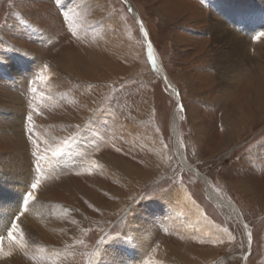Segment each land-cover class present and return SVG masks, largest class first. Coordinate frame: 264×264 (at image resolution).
I'll list each match as a JSON object with an SVG mask.
<instances>
[{
    "label": "rangeland",
    "instance_id": "rangeland-1",
    "mask_svg": "<svg viewBox=\"0 0 264 264\" xmlns=\"http://www.w3.org/2000/svg\"><path fill=\"white\" fill-rule=\"evenodd\" d=\"M129 1L180 95L152 65L125 0H0V181L12 182L19 167L29 170L32 182L16 189L49 186L44 195L57 207L61 228L52 238L39 235L30 252L4 242L3 252L20 259L14 264H107L100 261L103 251L126 242L121 259L130 264L129 228L137 230L136 221L146 216L153 232L138 264L154 258V264H184L179 258L195 264L192 249L212 254L197 264H264V68L244 75L250 80L241 78L242 84L221 76L226 64L216 51L225 54L223 45H232L209 30L213 18L226 22L217 0ZM240 34L239 61L250 36ZM11 104L22 111L19 135L10 126ZM177 109L184 159L207 182L176 152ZM25 112L32 116L26 129ZM37 180L40 187L32 189ZM207 185L234 203L239 217L215 201ZM109 190L123 191L125 205L108 215L92 203L118 205ZM21 210L12 219L17 224ZM87 214L97 221L91 230ZM80 225L84 232L70 242L71 229ZM0 234L7 242V233Z\"/></svg>",
    "mask_w": 264,
    "mask_h": 264
},
{
    "label": "bare ground",
    "instance_id": "bare-ground-1",
    "mask_svg": "<svg viewBox=\"0 0 264 264\" xmlns=\"http://www.w3.org/2000/svg\"><path fill=\"white\" fill-rule=\"evenodd\" d=\"M216 4H217L216 7L222 11V14L220 11L216 10L214 12V16L217 15L216 17H218L221 14V17L226 22H223L222 20L217 19V18H213V21L211 22V26H210L209 30H212V33H213V36L215 39L218 38V39H221L222 41H227L232 45V47H230V49H225L226 47L223 45L224 50L226 51L225 54L223 52H221V50L216 51L217 52V58L223 60V63H225L227 65V66L224 65L223 67H221V69H220L221 76L224 77L225 75L226 76L228 75L229 77H231L232 79H229V82L232 84V82L239 81L241 78H242L241 79L242 81L248 79V78L244 79V77H245L244 75H246L247 73L250 74L253 70H257L256 72H262L261 70H262V68H264V63H262V61H263L262 57H264L263 56L264 55V35L258 39H256V37H257V32L259 30H261L262 28H264V0H217ZM129 5H130L131 10L137 15L138 11L132 6L131 3ZM228 6H231V9ZM143 24L146 27V24L144 21H143ZM227 25L229 26L228 28H229L231 34L225 33L227 28H224V26H227ZM41 29H42V27H41ZM251 29H255V31H251L252 34L249 33V31ZM146 30H147L146 37L148 38L149 32H148L147 27H146ZM235 31H238V32L242 31L245 36L250 34V36L248 35L249 37L246 36V38H248L249 42H247V44L245 43L246 45L244 44L245 46H243L245 48V50H247L246 55L241 54L242 57H241L240 61H239V59L236 58L237 54H239L238 53V51H239L238 47L241 46V45H239V43L237 44V42L240 39L238 34H240V33H235ZM227 32H228V30H227ZM42 33H47V32L43 31ZM243 33H241V34H243ZM254 33H255V35L253 38ZM241 39H243V38H241ZM260 39L262 42L259 41ZM244 40H246V39H244ZM146 42H147V44L150 43L149 39ZM153 54H154V52H153ZM37 58L38 57H36L34 60L36 61ZM159 63L157 62L156 66H155L156 71L163 77V79L172 88V90L177 95H180V91H179L178 87L171 80V78L167 76V74L165 73V71L163 70V68L161 67V65ZM59 66H61V65H59ZM241 80L239 83L242 84ZM248 80H250V78ZM11 96H12V94H11ZM7 107H8L7 109L9 110L8 116L12 117V119L10 120V122H11L10 126L13 129L12 131L17 132V135H19L20 132L18 129H20L22 127V123H21V121H22L21 120L22 119V113L21 112L22 111L19 108H16L14 106V104H11L10 106H7ZM179 120H180L179 116H178L177 112H175L174 122H173V134H174V137L176 138V140H175L176 152L179 155L180 160L184 164L185 167H187L188 169H191L194 172H196L197 174H199V176L205 182H207L208 178L205 175H203L202 173H200L196 168H194V167L192 168L191 166H189L184 159V156L182 154L183 153L182 149H181V147L177 141L178 136H179V131H180ZM21 141H23V140L21 139ZM103 164L104 165L106 164L108 166H112V168L113 167L115 168V166L112 165L110 162H109V164L107 162H105ZM18 169H19V172L12 174L13 177H11L12 178L11 180L13 183L8 182V184H6V183L4 184V181H2V182L0 181V233H2L3 231L5 233H8V230L11 227L12 222H13L12 219H13L14 215L17 213L16 211H18V209L19 210L23 209L25 212L21 217H19V221H18L20 228L16 232L17 240L16 241H9L8 236L6 235V238L8 239V241L5 242L3 240V242H4V244H6V246H8V244H10V243L11 244H14V243L17 244L20 247L19 252L24 253L25 251L30 252L31 249L34 248V246L31 247L32 242L35 239L40 240L39 235H44L46 237L52 238L58 232L60 233L59 230L61 228H60V223L58 222L59 217L58 218H56L57 216L55 217V214L57 212V207L55 206V204H53V202H52L53 200L51 199L50 196L47 197L46 195H44V190L49 186H47V185H43L42 187L38 186L40 188L37 187L38 189L35 192H33L36 199L33 200V202H32V200H28V197L26 195L29 192L28 187L24 188V185L21 184L23 186V188L18 190V189H16L17 187L15 185H18V183L19 184L20 183H26V181L31 183L32 181H30V180L28 181V179L29 178L32 179V178L30 177L29 170H27L25 168L22 169V167H19ZM103 172H104V170H103ZM117 173L121 174L120 172H117ZM102 174H104V173H102ZM116 178H119V177L116 175ZM5 182H6V180H5ZM29 183H27L28 186H29ZM101 186L102 187L100 189L102 191L104 190V192H105L106 187L103 184ZM207 186H208L207 187L208 193L210 194V196L215 201L224 205L226 208H228L230 211H232L233 214H236L239 217V215H240L239 210H237V207L234 203L222 198L211 186H209V185H207ZM107 192L110 194V196H114V197L116 196V198H118L120 203L118 205L115 204L113 206H111V204H109L110 205V208H109L108 204H107L108 206H106L105 202H103L102 200L97 201V198H94L95 200L93 199V202H95L97 204L92 203V205H93L92 208H96L95 209L96 211L100 210L101 213L107 212L108 215L113 214L115 210H122V209L124 210L123 205H125V203L122 200L123 191L121 192L118 190H109ZM9 193H10V197H9ZM42 197H46V199H44ZM26 200H28V202H27L26 210H25V201ZM99 202H102L103 204L99 203ZM76 213H78V212H76ZM138 214H139L138 216H140L141 213H138ZM93 215H95V214H93ZM143 215H145V214H143ZM87 216H88V218L86 220H88V222H90V225H88L87 223L85 224L84 222L83 223L86 225L87 229L90 227V230H91V224L95 223L97 221H95L93 218H91L92 215L87 214ZM100 216H102V215H100ZM145 217L140 216V219L138 218V221H136V223L134 222L137 226V230H133L132 227L129 228V234H130V239L132 241V243H131L132 247H131V253L129 256L126 257V259L131 260L130 264H132L134 261H136L137 264L143 262V259L141 258V257H143L142 256V250L146 248V247H144V244L146 243V241L148 242L147 237L149 235V232L150 231L153 232L152 230L148 229V226H147V222H148L147 219L148 218L146 217L147 219H145ZM67 219L71 221L70 223H72L74 217H73V215L71 217L68 216ZM83 225H80V227L78 229H76L75 227H73L71 229L73 231V235H74V233L76 234V237L72 236L71 238H68L70 242H73V243L78 242V240H79L78 237L80 236L81 232H84V229H85ZM66 226H68V225H66ZM245 226H246V224H245ZM140 227H142V229H144V230H141ZM246 228H247V226H246ZM1 236H3V235H1ZM70 236H68V237H70ZM120 237L121 238H119V241L127 238V235L124 234L123 236H120ZM21 244H23L24 246L22 247ZM124 244L127 245L126 242H124V243L120 242V244H118V245L114 244L117 246V248L111 247V252H108L109 249L103 251L102 256H104V257L100 258L101 263L107 262V264H124L122 259H121V255L123 254L121 252V247L124 246ZM114 245H112V246H114ZM159 248L161 250H163L161 247H159ZM139 251L141 252V255L138 253L139 254V256H138L137 252H139ZM208 251H209V249H208ZM5 253H7V252H5ZM189 253L191 256H194L197 258V260L194 262L195 264H197L199 261H201L203 259L208 260L210 257H212V254L210 252H206V251L203 252V251H199L196 249H192V251H190ZM42 255H43V253H42ZM145 255H147V254H145ZM171 255L173 256V253H171ZM164 256H165V253H164ZM18 257H19V255H18ZM160 257H163V251L160 252ZM15 258L16 257H14L12 255L11 256L0 255V264H6V263L14 264L17 259L20 261L19 258H16V259ZM39 258H40V256H39ZM179 259H181L184 264H191L190 259H185V258H179ZM154 260H155V258L151 259L150 262H148L147 264H154L155 263ZM134 264H136V263L134 262Z\"/></svg>",
    "mask_w": 264,
    "mask_h": 264
},
{
    "label": "snow or ice",
    "instance_id": "snow-or-ice-1",
    "mask_svg": "<svg viewBox=\"0 0 264 264\" xmlns=\"http://www.w3.org/2000/svg\"><path fill=\"white\" fill-rule=\"evenodd\" d=\"M57 2H59V0H57ZM65 17H67V13H65ZM141 27H143L142 24H141ZM145 35H147L146 32H145ZM259 35H264V32L260 33ZM147 53H148V58L151 60L152 65L155 67L157 62H156V59H155L154 54H153V46L151 43H148ZM179 107L181 110H183V104L182 103L179 105ZM26 121L29 125L31 124V122H32L31 114H26ZM27 131L30 133L31 128L29 127ZM71 142H72L71 137L67 140H64L61 148L57 149V152H54L53 155L58 154L59 151L63 150V148H66ZM33 143H35V142H33ZM36 167L39 168V161H37ZM39 183H40L39 180H37L35 183H32V185H31L32 189H36L39 186ZM27 197H28V200H35L36 199V197L34 196L32 191H29L27 193ZM28 200L25 201V210H26V205H27ZM23 214L24 213L21 212L20 216H22ZM17 219H19V216L17 217ZM19 228H20L19 224L15 223V222L12 223L11 227L8 230L9 241H16L17 240L16 232L19 230ZM3 240H4V237L0 236V254L11 256L12 255L11 250H9L7 253L3 252V248H2ZM21 246L23 247L24 245L21 244Z\"/></svg>",
    "mask_w": 264,
    "mask_h": 264
},
{
    "label": "water",
    "instance_id": "water-1",
    "mask_svg": "<svg viewBox=\"0 0 264 264\" xmlns=\"http://www.w3.org/2000/svg\"><path fill=\"white\" fill-rule=\"evenodd\" d=\"M126 2H128V4H130L131 2L129 0H125ZM137 18H138V23L141 27V24L143 25V27H141V30H142V33H143V36L145 38L146 41H148V38L146 37L145 35V32L147 33V30H146V27L145 25L143 24V20L141 18V16L139 15V13L137 12ZM147 38V39H146ZM178 111V109L176 110V112Z\"/></svg>",
    "mask_w": 264,
    "mask_h": 264
},
{
    "label": "crops",
    "instance_id": "crops-1",
    "mask_svg": "<svg viewBox=\"0 0 264 264\" xmlns=\"http://www.w3.org/2000/svg\"><path fill=\"white\" fill-rule=\"evenodd\" d=\"M23 97H24V96H23ZM26 114H29V113L25 112V116H26ZM25 116H24V117H25ZM23 121H25V120L23 119ZM23 123H24V122H23Z\"/></svg>",
    "mask_w": 264,
    "mask_h": 264
}]
</instances>
